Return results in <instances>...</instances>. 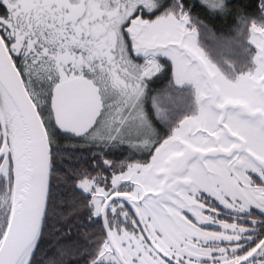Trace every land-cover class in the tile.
Returning <instances> with one entry per match:
<instances>
[{"label": "snow or ice", "instance_id": "1", "mask_svg": "<svg viewBox=\"0 0 264 264\" xmlns=\"http://www.w3.org/2000/svg\"><path fill=\"white\" fill-rule=\"evenodd\" d=\"M254 7L237 71L199 18L229 0H0V264H264ZM85 211L88 246L49 254L52 218Z\"/></svg>", "mask_w": 264, "mask_h": 264}, {"label": "trees", "instance_id": "2", "mask_svg": "<svg viewBox=\"0 0 264 264\" xmlns=\"http://www.w3.org/2000/svg\"><path fill=\"white\" fill-rule=\"evenodd\" d=\"M255 0H229V6L233 7V12H230L227 15L217 16L215 18H208L204 15H200V19L210 28L213 32H215L218 36L223 35L226 38H236L238 40V44L236 47V54L231 56L235 64L237 65V71L244 69L245 65H249V57L243 55L242 49L244 46V37L239 36L236 37V33L233 31L235 25V8L239 6L243 8L248 14L255 16L256 10L254 7ZM196 11L193 12V15H197ZM203 43L208 48H211V42L207 40H203ZM215 55V53H213ZM243 58V59H242ZM223 67V66H222ZM225 70H227L225 68ZM163 85L160 83L153 84V88H160ZM58 194L63 192V188L61 187L60 181H57ZM86 215L85 212H81L77 217H68L66 219H60L59 217H53L50 221V232L52 235L49 236V243L53 245L52 248L48 249L49 254L56 250V247L59 245H71L79 247L81 250L88 246L89 240L85 237V233L89 232L90 229L84 226H81V220ZM56 229H59V233L56 232ZM66 230H70L69 235H63L62 238L60 234L64 233ZM86 257L72 260L69 259L68 264H84V260Z\"/></svg>", "mask_w": 264, "mask_h": 264}, {"label": "flooded vegetation", "instance_id": "3", "mask_svg": "<svg viewBox=\"0 0 264 264\" xmlns=\"http://www.w3.org/2000/svg\"><path fill=\"white\" fill-rule=\"evenodd\" d=\"M91 150L88 147H83L81 149H78L76 152V155L79 157H82L80 163L86 165L87 163H90L88 161V156L90 155ZM126 154V153H125ZM109 158H120L122 159L123 157L119 155V152H117V155L115 157H109Z\"/></svg>", "mask_w": 264, "mask_h": 264}, {"label": "rangeland", "instance_id": "4", "mask_svg": "<svg viewBox=\"0 0 264 264\" xmlns=\"http://www.w3.org/2000/svg\"><path fill=\"white\" fill-rule=\"evenodd\" d=\"M243 59V58H242ZM250 66V65H249ZM245 67V66H244Z\"/></svg>", "mask_w": 264, "mask_h": 264}]
</instances>
